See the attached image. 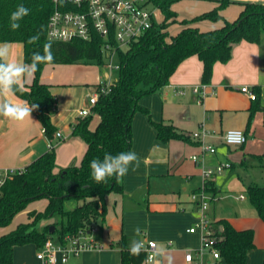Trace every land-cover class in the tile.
<instances>
[{"label": "crops", "instance_id": "1", "mask_svg": "<svg viewBox=\"0 0 264 264\" xmlns=\"http://www.w3.org/2000/svg\"><path fill=\"white\" fill-rule=\"evenodd\" d=\"M190 1L195 4V13L201 12L183 20H189L194 16L211 11L218 5L214 1ZM232 1L233 3L221 11L222 17L230 22L239 17L243 9L242 3L264 4V0ZM222 24V21L204 20L193 26L201 31H208L218 28ZM181 28L180 24L178 32ZM169 33L177 34H172L170 28ZM5 44L8 47L7 62L26 64L22 43L6 42L0 45ZM263 46L264 33L258 44L243 41L237 45L233 50V57L228 63H216L210 83L216 89V93L205 98L201 103L198 102V95L192 92L194 86L202 84L203 64L197 56H191L184 60L170 78L167 86L140 101V105L149 111L151 117L139 112L135 114L132 122L131 151H135L139 155L140 166L136 171L130 169L129 173L124 176L122 194L112 193L106 197L107 215L102 227L107 229L103 230V239L111 249L85 252L82 253L81 259L80 256L72 257L66 263L59 262L58 264H121L120 246L114 249V242H119L123 235L127 237L129 246L133 240H136L143 243L145 250L149 242H155L156 254L166 257L162 264H169V260L170 264H188L185 259L187 252H196L202 245L200 231L189 232L199 220V209L192 200V195L204 186L202 177L204 169L214 168L225 162H229L231 168L211 179L218 192L211 202L207 215L216 229L217 227L220 230L223 229L218 224L221 220L229 222L237 230L252 229L255 234V248L248 252L245 264L263 263L264 222L257 216L250 201L248 204H244L245 196L237 195V193L242 190L247 194V189L251 185L264 186V176L263 179L260 177L261 182L256 181L253 176L241 177L239 172L234 173L236 165L230 161L231 157L238 155L237 151L243 150L244 153L247 152L250 155L258 144L264 146V125L263 127L261 125L262 109L264 108V96L261 95L264 89L261 77L264 59ZM79 68L77 64L46 65L40 76V82L50 86L57 101L56 110L51 118L52 124L56 128V132H61L65 137L55 150L57 171L71 165H78L86 151V144L80 138L72 135V125L79 120L78 110L88 106V97L93 93L94 88L92 91L88 89L89 76L87 73L85 75L84 72H80ZM34 78L35 73L31 77H25L20 86L27 89L33 84ZM94 83L95 87L98 82ZM244 85L260 90V109L256 112L260 111L261 113L256 115L255 119L252 118L254 120L250 125H248V120L254 103L249 96L240 92L242 87H246ZM178 90H183L185 94H178ZM5 99L13 104L30 105L15 94ZM94 118L96 121L91 122V129H94L99 121L98 116L93 115ZM151 120L155 123L173 125L179 132L187 135L190 140L176 139L167 143L161 142ZM202 129L207 132L203 140L204 143L215 147L216 153H204L201 147L202 142L192 138L193 133L200 132ZM232 129L242 130L246 134V144L241 147H233L224 143V134ZM49 141L34 110L31 112L30 118L26 117L22 121L0 116V170L21 171L25 169L48 152ZM194 156L198 158V162L192 160ZM262 166L263 162L260 163V167ZM235 176L240 189L235 191L234 198L240 203H237L238 207H236L234 215L229 218H221L215 205L225 196H231V192L225 189ZM158 178H172L171 180L176 185L180 181L181 189L184 192H180L178 195L173 192L162 197L155 195L153 184ZM187 193L188 196H186ZM32 210L37 209L32 208L31 204L27 211ZM49 222L55 221L43 220L39 227L43 228ZM137 228H139V233L135 231ZM146 228H150L152 231L148 236L143 232ZM141 232L144 236L143 240H139ZM7 233L3 232L1 235ZM102 244L104 245V243ZM26 248L38 251L34 244L27 245ZM23 249L25 248L15 247L14 264H17V259H22ZM155 264H160L156 261V257ZM203 264L228 263L224 259L216 260L212 255L206 253L203 256Z\"/></svg>", "mask_w": 264, "mask_h": 264}, {"label": "trees", "instance_id": "2", "mask_svg": "<svg viewBox=\"0 0 264 264\" xmlns=\"http://www.w3.org/2000/svg\"><path fill=\"white\" fill-rule=\"evenodd\" d=\"M183 0H149L160 12L163 20L142 39L133 43L126 51L118 52L119 76L107 95L100 96L92 109V115L80 119L72 131L74 137L86 144V151L78 165H71L56 170V128L51 118L57 101L50 86L40 82V76L46 65H73L90 63L97 66L105 64L102 52L103 41L95 35L91 41L73 40L70 42L51 41L47 37V25L53 11L52 0H0V44L22 43L24 61L32 62L33 53H44L45 47L51 45L55 59L40 63L35 72L33 84L27 89L20 85L15 95L30 105H37L35 113L41 122L44 133L55 144L53 149L39 157L7 180L0 188V229L8 227L13 218L21 211L39 200L46 199L44 211L28 212L29 222L20 224L7 234H0V264H14L15 247L34 244L41 249L49 239L63 242L67 235L80 230H91L96 223H103L107 215L106 197L112 193H123V178L119 181L109 178L107 182L97 184L90 175L89 162L103 159L105 153L113 155L132 149V122L136 113H150L140 105V101L159 92L167 86L179 65L191 56H197L203 64L202 83L210 84L216 63L226 64L233 57L234 48L245 41L258 44L264 33V4L258 2L242 3L243 9L235 21H227L221 11L232 0H193L217 2L211 11L202 13L192 19L180 21L181 30L176 35L169 33L171 23L176 22L177 12L174 5ZM18 5H24L29 15L17 21L20 27L13 30L11 13ZM209 20L222 21V26L201 31L193 25ZM37 37L35 40L30 38ZM256 99L250 110L248 125L254 113L260 109V90L253 89ZM264 114V108L262 109ZM93 115L99 121L94 129L90 128ZM152 124L157 130L158 139L167 143L170 140L188 141L190 138L179 132L173 125ZM205 190L211 195L217 194L214 181L205 183ZM248 199L257 216L264 222V186L251 185L247 189ZM57 216L58 219L43 228L39 224ZM219 241L216 247L221 259L228 264H245L247 254L255 248L252 229L237 230L229 222H218ZM51 226L55 227L53 233ZM121 264H143L147 253L142 249L139 255L129 251L128 239L123 235L119 241ZM264 264V261L263 263Z\"/></svg>", "mask_w": 264, "mask_h": 264}, {"label": "built area", "instance_id": "3", "mask_svg": "<svg viewBox=\"0 0 264 264\" xmlns=\"http://www.w3.org/2000/svg\"><path fill=\"white\" fill-rule=\"evenodd\" d=\"M52 2L54 8L47 25L48 39L60 42L73 40L88 42L95 35L100 36L103 41L102 52L105 56L103 67L109 68L110 71L119 70V65L114 66L119 51L128 50L133 43L138 42L158 25L154 17L157 9L149 0H52ZM114 82L112 76L107 75L106 80L94 87L93 93L88 97V106L77 112L79 120L92 115V109L98 103L100 96L107 95ZM241 91L252 101L256 99V94L249 87H242ZM192 92L198 95V102L201 103L205 98L214 95L216 89L210 84L202 83L194 86ZM177 93L185 94L183 90H178ZM78 121L72 125V130ZM206 135L207 132L202 129L200 132L193 133L192 138L202 142L201 147L204 153L214 154L215 147L203 141ZM55 138L59 142L65 139L61 132H56ZM223 141L226 145L241 147L246 144L247 136L242 130L232 129L224 134ZM54 146L55 144L49 141L48 149L51 150ZM192 160L198 162L195 156ZM230 168L231 164L225 162L214 168L204 169L202 174L204 186L192 195V200L196 203L200 214L198 222L189 232L200 231L202 245L196 252H187L185 259L188 264H203V256L206 253L216 260L221 259L216 247L219 241L217 229L207 215L215 197L205 190V183ZM18 172L14 169L0 170V188ZM93 230L94 227L91 230H80L76 234L67 235L63 242L49 239L41 249H38L37 259L42 264L66 263L70 258L78 257L82 253L100 251L101 245L89 238ZM146 253V262L155 264V242L148 243Z\"/></svg>", "mask_w": 264, "mask_h": 264}, {"label": "rangeland", "instance_id": "4", "mask_svg": "<svg viewBox=\"0 0 264 264\" xmlns=\"http://www.w3.org/2000/svg\"><path fill=\"white\" fill-rule=\"evenodd\" d=\"M174 9L176 10L178 17L176 19L177 21L171 23V25L169 27L170 32L172 34H175L178 32L179 26H180V24H179L180 21H182L184 18H191V17H193V14H199L201 12L200 11L199 13H195V4H194V2H192L190 0H183V1L176 3ZM154 17H155V21L157 24L161 23L163 20L160 12L158 10L155 12ZM263 50H264V46H263ZM77 65H79V67H80L79 68L80 72H82V73L84 72L85 75L87 73V75L89 76V79H88L89 85L87 87L90 91L93 90L95 81L98 83L101 81H104V80H106L107 75H111L112 79H114V80L117 79L119 76V70L110 71L109 68H106L103 66H97L94 64H90V63H80ZM118 65H119V60L117 58L114 61V66H118ZM261 77H262V81L264 83V59H263L262 67H261ZM244 86H247L250 88V90H253V88L251 86H248V85H244ZM240 92H242V91H240ZM261 95H262V97L264 96V89L262 90ZM259 113H261V112L260 111L255 112L253 115V118L255 119V116L259 115ZM254 119H252V120H254ZM95 121H96V118H94L92 120V122H95ZM261 125H262V127L264 125V114L262 116ZM237 154L238 155L230 158V161L236 165L234 173L236 174L239 172L238 174H240L241 177L253 176L256 181L261 182V180L263 179V176H264V146H261L258 144L256 147L253 148L250 155L247 152L244 153L243 150L237 151ZM243 154H246V155H243ZM262 162H263V166L260 167V163H262ZM260 177H262V179H260ZM171 179L172 178H158L156 183L153 184V189H154L153 193L155 195H158L159 197H162V196H165L167 194H172L173 192H175L176 195H178L180 192H184V190L181 189L182 183L180 181H178L177 185H176V183L174 184ZM237 183H238V179L235 176L233 181H231L229 183V185H227V189H225L226 191L231 192V196L230 195L227 197L225 196L219 203H217L215 205V208H216L217 212L220 214L221 218H229L231 215H234L236 207H238L237 203H240L239 201H236L234 198L235 191L240 189ZM240 194H243L246 198L244 201V204H248L249 199H248V195L246 194V192L239 190L237 195H240ZM181 195L184 196L183 194H181ZM186 196H188V193L186 194ZM159 199H162V198H159ZM46 203H47L46 199L36 201V202L32 203V208L34 207L37 210H44L46 207ZM199 214H200V212L198 210V218H199ZM57 219H58V217L54 216L53 218H51V221H56ZM27 222H28V211L27 210L21 211L20 213H18L13 218L11 224L8 227L0 229V232H1L0 234H2L3 232H11V231L15 230L20 224H25ZM53 223L54 222H49L47 225H52ZM106 229L107 228L103 229L102 223L100 221V222L96 223V225H94V230L89 235V238L94 243L101 245L102 249H100V251H102V250L105 251L106 249H111V247L105 243V239H103V234H104L103 230L105 231ZM143 232L146 234V236H148L151 234L152 231L150 228H146L143 230ZM140 237H141V239H140ZM140 237H139V240L144 239L142 232L140 233ZM102 243H104V245ZM27 245H30V244H27ZM27 245L20 246V247H24L25 249H23L21 252L22 253V259H17V264H41V262L39 260H37V258H36V254H37L36 249L26 248ZM118 246H119V242L115 241L114 242V249L115 248L117 249ZM92 252H98V251L96 250V251H92ZM82 257H83V254L80 255V259ZM155 257H156V261L159 262L160 264H162L166 258L165 255H161V254H159V255L156 254ZM148 264H152V263H148Z\"/></svg>", "mask_w": 264, "mask_h": 264}, {"label": "clouds", "instance_id": "5", "mask_svg": "<svg viewBox=\"0 0 264 264\" xmlns=\"http://www.w3.org/2000/svg\"><path fill=\"white\" fill-rule=\"evenodd\" d=\"M29 9L24 5H18L17 9L11 13V27L16 30L20 27L17 21L29 15ZM37 37L30 38L35 40ZM7 45H0V116L22 121L26 117L30 118L31 112L37 105L13 104L5 99L15 94V89L21 84L25 77H31L38 70L40 63L51 62L55 59L51 51V45L45 47L43 54L36 52L32 55L30 64L9 63ZM140 157L135 151L120 152L115 155L105 153L103 159H93L89 162L90 175L97 184L105 183L109 178L119 181L129 173V170L136 171L140 166ZM139 233V228L135 230ZM143 249V243L133 240L129 251L132 255H139ZM170 264V260H169Z\"/></svg>", "mask_w": 264, "mask_h": 264}, {"label": "water", "instance_id": "6", "mask_svg": "<svg viewBox=\"0 0 264 264\" xmlns=\"http://www.w3.org/2000/svg\"><path fill=\"white\" fill-rule=\"evenodd\" d=\"M54 230H55V227H54V226H51V228H50V232L53 233Z\"/></svg>", "mask_w": 264, "mask_h": 264}]
</instances>
